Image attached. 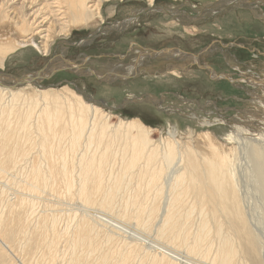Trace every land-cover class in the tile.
Instances as JSON below:
<instances>
[{"label": "bare ground", "instance_id": "bare-ground-1", "mask_svg": "<svg viewBox=\"0 0 264 264\" xmlns=\"http://www.w3.org/2000/svg\"><path fill=\"white\" fill-rule=\"evenodd\" d=\"M114 1L124 2L0 0V67L20 50L48 55L56 40L74 30L103 26L104 7ZM147 1L151 8L156 0ZM216 1L206 11L216 14L247 5L264 22V0ZM115 11L109 7L108 15ZM172 14L176 18L177 12ZM139 16L118 25L119 30L138 23ZM199 19L188 16L189 24ZM178 23L166 24L168 31ZM184 27L187 33L200 31L195 25ZM70 46L65 43L62 52ZM166 52L172 53L171 60L182 58L192 66L199 61L182 51ZM143 54L124 75L113 76L136 75L148 56ZM50 63L35 75L9 76L8 83L0 76V264H263L236 173L234 142H242L244 129L232 127L224 116L213 120L192 108L180 122L189 140L169 130V137L155 141V130L139 118L112 123L114 107L75 83L43 85L54 70L81 72L64 56ZM208 70L214 81H234ZM169 75L190 79L198 73ZM24 78L30 79L22 82ZM263 100L258 102L262 108ZM216 125L228 130L215 134L210 129ZM199 128L193 141L192 129ZM252 156L249 177L260 184L264 200V154L253 149ZM148 240L153 249L145 246Z\"/></svg>", "mask_w": 264, "mask_h": 264}, {"label": "rangeland", "instance_id": "rangeland-1", "mask_svg": "<svg viewBox=\"0 0 264 264\" xmlns=\"http://www.w3.org/2000/svg\"><path fill=\"white\" fill-rule=\"evenodd\" d=\"M114 2L104 7L103 26L74 30L68 38L56 40L48 55L34 51L33 48L20 50L8 57L3 68L0 67V74L8 75V79L9 76L35 75L44 70L52 58L64 56L80 66V75L79 72L73 73L65 69L54 70L49 78L43 79V85L61 87L66 82H73L79 88L87 90L94 99L106 101L114 107L113 114L116 116L112 123H117L118 118H139L155 130V141L169 137V130H175L179 139L189 140V133L185 135L187 128L180 125V122L193 113L192 108L196 109L197 114L213 120L220 115L224 116L232 127L244 129V135L240 137L242 142H234L238 149L235 156L236 173L244 209L249 213V227L260 240V257L264 264V200L259 191L260 184L249 177L253 168L251 162L255 161L252 158L253 149L264 154V127L260 124L264 123V108L258 103L264 99V85H256L260 79L264 80V22L247 5L227 8L228 11L217 10L216 14L206 11L216 0H156L151 8L147 0ZM111 6L116 9L112 16L108 15ZM157 9L159 11L154 14L148 13V10ZM173 12H177L179 16H169ZM257 12L262 13L260 9ZM137 14L140 15L138 23L119 30L118 25ZM188 16L200 19L196 24H189ZM170 19H177L181 23L168 31L166 24L172 21ZM216 24H221L222 28H217ZM189 25L197 26L200 31L187 33L184 26L190 27ZM65 43H71V46L66 52H62ZM167 50L195 55L199 57V61L192 66L182 61V58L171 60L169 56L172 53H167ZM145 51L148 56L142 61L136 75L128 79L113 76L124 75L125 68L133 65ZM156 53L162 54L156 57L152 55ZM86 57L90 61L85 62ZM208 68L216 71V75H229V79L234 81L224 78L214 81ZM115 69L117 73L113 74ZM185 70H193L198 76L185 79L169 75L173 71ZM92 72L102 78L96 77ZM246 79L256 82L255 85L246 82ZM6 82L8 83L7 80ZM137 97L145 99L144 101L148 98L158 101L134 102ZM159 108L161 111H157ZM224 129L228 130L226 125H216L210 131L221 134L220 130ZM192 130L195 134L190 138L195 141V135L202 128ZM233 133L239 135V132ZM200 146H203L202 142ZM173 171L172 168L165 176L166 182ZM130 235L126 234V237L132 239ZM146 243L148 244H143L153 249L152 242L148 240Z\"/></svg>", "mask_w": 264, "mask_h": 264}, {"label": "water", "instance_id": "water-1", "mask_svg": "<svg viewBox=\"0 0 264 264\" xmlns=\"http://www.w3.org/2000/svg\"><path fill=\"white\" fill-rule=\"evenodd\" d=\"M0 76H2V77L4 78V80H2V81H6L5 79L8 78V77H7L8 75L0 74ZM29 79H30V78H24L22 82H27ZM141 102H142V101H141ZM144 102L149 103L148 101H144Z\"/></svg>", "mask_w": 264, "mask_h": 264}, {"label": "crops", "instance_id": "crops-1", "mask_svg": "<svg viewBox=\"0 0 264 264\" xmlns=\"http://www.w3.org/2000/svg\"><path fill=\"white\" fill-rule=\"evenodd\" d=\"M167 15V14H166ZM169 16H171L172 17V14L171 15H169ZM167 26V25H166Z\"/></svg>", "mask_w": 264, "mask_h": 264}]
</instances>
